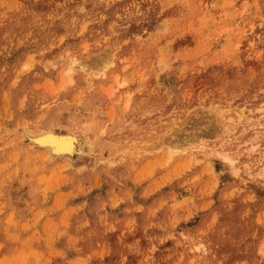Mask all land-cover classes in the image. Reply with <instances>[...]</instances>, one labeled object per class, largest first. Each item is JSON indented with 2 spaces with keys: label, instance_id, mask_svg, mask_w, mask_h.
<instances>
[{
  "label": "rangeland",
  "instance_id": "obj_1",
  "mask_svg": "<svg viewBox=\"0 0 264 264\" xmlns=\"http://www.w3.org/2000/svg\"><path fill=\"white\" fill-rule=\"evenodd\" d=\"M0 264H264V0H0Z\"/></svg>",
  "mask_w": 264,
  "mask_h": 264
},
{
  "label": "bare ground",
  "instance_id": "obj_2",
  "mask_svg": "<svg viewBox=\"0 0 264 264\" xmlns=\"http://www.w3.org/2000/svg\"><path fill=\"white\" fill-rule=\"evenodd\" d=\"M72 140L74 139L72 137H69V135H56L52 133L50 134L49 132H41L38 135L34 136V141H36L38 145L48 147V155L52 158L57 157V155L70 156V154L74 150Z\"/></svg>",
  "mask_w": 264,
  "mask_h": 264
}]
</instances>
